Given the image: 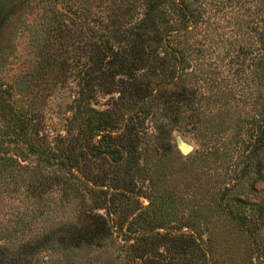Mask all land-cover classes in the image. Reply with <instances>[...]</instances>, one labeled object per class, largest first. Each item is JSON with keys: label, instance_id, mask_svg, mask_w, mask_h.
<instances>
[{"label": "trees", "instance_id": "obj_1", "mask_svg": "<svg viewBox=\"0 0 264 264\" xmlns=\"http://www.w3.org/2000/svg\"><path fill=\"white\" fill-rule=\"evenodd\" d=\"M106 2V16L98 29L104 32H98L95 25L89 27L82 17L90 14L91 0L88 4L67 2L72 15L78 16L73 17L77 25L82 29L87 26L82 35L88 39L83 83L74 101V113L65 120L68 130L76 127L82 137L76 147L66 144L74 135L54 138L58 141L54 147L36 130L34 122L40 113L27 107L35 100L29 87L30 75L14 84H0V118L5 124H0V264H91L82 260L85 252L110 238L113 229L124 232L129 241L127 264H264V197L252 200L224 185L213 195V207L202 209L203 205L196 204L187 211L184 206L198 201L199 196L186 193L183 199L178 198L170 182L174 174H167V166L163 167L160 159L150 171H144L138 150L146 121H150L152 143H158L167 154L175 153L170 131L181 124L180 106L187 103L195 111L192 106L198 96L199 50L194 37L192 43L189 40L201 24L211 29L209 18L213 13L226 16L230 14L227 12L239 11L246 18L243 21L237 16L233 23L234 33L243 34V39H232L228 49L218 51L223 73L234 79L230 78L228 95L232 102L239 101L245 88H241L240 74L264 66V0ZM52 3L53 8L46 10L62 15L61 7ZM207 60L201 65L208 67L211 63ZM212 74L205 69L204 81L215 82ZM94 75L100 83L89 87ZM260 75L264 84V73ZM95 87L116 92L115 105L121 113L94 109L89 93ZM207 99L210 109L212 100ZM259 100L260 133L239 175L240 185L252 170H256L253 183H264L260 174L264 160V94ZM16 101L22 106L17 108ZM205 118L207 126L214 121ZM12 119L18 127L10 124ZM112 132L119 134L111 137ZM5 139L11 144L8 149L2 146ZM211 150L197 155H207ZM92 157L99 162L108 159L116 169L113 176L90 181L86 175ZM130 171L141 174L134 176ZM176 173L180 175V168ZM51 183L60 187L58 192L48 191ZM137 183L139 190L148 191L150 196L143 195L148 204L132 211L130 201ZM177 199L185 203L181 210ZM89 201H122L119 211L126 208L128 213L112 223L110 214L115 211L103 216L90 208ZM214 221L223 224L229 237L237 238V244L234 238L225 241L223 254L213 248L218 235Z\"/></svg>", "mask_w": 264, "mask_h": 264}, {"label": "rangeland", "instance_id": "obj_2", "mask_svg": "<svg viewBox=\"0 0 264 264\" xmlns=\"http://www.w3.org/2000/svg\"><path fill=\"white\" fill-rule=\"evenodd\" d=\"M0 1L2 4L0 11V84L4 86L14 84L23 76L30 75L29 87L34 91L35 100L27 107L40 113L34 122L36 130L40 131L45 143L54 147L58 142L54 141V138L58 136L67 138L74 135V139L66 140V144L69 142V146L76 147L80 141H83L82 137L78 134L76 127L68 130L65 120L74 113V101L78 98L84 70L87 67L84 65L88 56V39L85 34L82 35L87 26L86 29H82L77 25V18L74 20L73 17L78 16H73L70 12V5L67 4L69 0H62L63 3L59 2L60 0ZM91 1L90 14H83L82 17L86 18L89 27L95 25L98 31L100 22L106 16L108 6L106 0ZM52 2L61 7L62 15L56 16L51 10H46L47 7L48 9L53 8ZM79 2L88 4L90 0H79ZM227 13L230 14L225 16L213 13L209 18L212 23L211 29L208 30L204 28L205 24H201L189 40V43H192L194 37V45L199 50L196 59V63L200 64L197 66L200 72L196 83L198 96L195 105L192 106L195 111L190 110V104L184 103L180 106L181 124L170 131V144L175 153L167 154L158 143H152L154 130L151 128L150 121H146L143 135H141L143 141L138 145L141 154L139 163L140 165L144 163V171H150L152 165L156 163L155 160L160 159L162 166H167V174H174L170 182L175 186L178 198L181 196L183 199L186 193L193 195L194 198L199 196L198 201H191L188 206H184L187 207V211L196 204L203 205L202 209L212 206L211 201L215 199L213 195L215 196L224 185H227L234 193H245L252 200L264 197L263 181L253 183L256 170L247 174L248 178L242 185L238 180L247 164V157L254 143L257 145L256 137L260 133L259 121L262 119H258L261 104L259 98L264 94V84L261 80L263 78L260 73H264V66L260 64L253 73L240 74L243 81L241 88L243 86L245 88L241 89L242 96L239 101L232 102L228 95L231 76L223 73V65L218 64L222 57L218 51L223 52L228 49L232 39H243V34L238 31L234 33L236 26H233V23L237 16L243 21L246 18L239 11ZM232 13L234 15H231ZM204 31H207L206 34ZM98 32L104 31L99 30ZM206 59L211 63L208 67L201 65V62ZM205 69L214 73L212 75L215 82L213 80L204 81L202 74ZM231 79L234 81L233 78ZM99 80V77L94 75L89 87L91 84L92 87L98 85ZM217 94L220 95L218 98ZM117 97L116 92L98 90V87L94 88V92L89 93L90 104L94 109L107 110L113 114L121 113V108L115 105ZM207 97L212 100L210 109L206 106ZM16 98L18 99V96ZM15 106L19 108L22 103L16 101ZM207 116L214 120L213 122L210 120L208 126L205 122ZM2 122L4 121L0 118V124ZM10 124L18 127L17 121L13 119ZM117 134L119 133L112 132L111 137ZM3 143L4 149H8L6 147L8 144L11 145L6 139ZM210 148L212 150L207 155H197L205 154L203 151H209ZM92 159L94 161L89 163L86 175L90 181L105 180L113 176L112 172L116 169L112 167L113 164L108 159L100 162L94 157ZM261 166L260 174L264 176V160ZM179 168L180 175L176 173ZM130 172L134 173V176L141 174V172L137 174L136 171ZM185 172L189 176L185 175ZM138 184L134 188L135 197L130 201L132 211L140 205L146 206L148 202L144 197L150 196L147 190V192L143 189L139 190ZM58 189H60L59 186L51 183L48 191L58 192ZM177 201L180 202L178 199ZM116 203L117 205H114ZM13 204L15 202L11 203ZM183 204L185 205L183 202L177 204L180 210ZM89 206L94 212L106 217H108L107 213L115 211V214H110L112 223L119 215L123 216L128 213L126 208L125 211H119L123 207L122 201H115L113 204L110 202L101 204L98 201L93 204L89 201ZM96 207L98 209H93ZM67 211H64V214ZM180 217H182L181 214ZM214 223L217 222L214 221ZM214 227L218 228V235H216L217 240L213 248L216 249L215 253L223 254L221 250L225 248V241H232L235 236L229 237L221 222ZM123 233L119 229H113L111 237L102 244L99 243L98 246L89 248L82 260L91 264H127L129 241ZM234 241L237 244V238H234Z\"/></svg>", "mask_w": 264, "mask_h": 264}]
</instances>
